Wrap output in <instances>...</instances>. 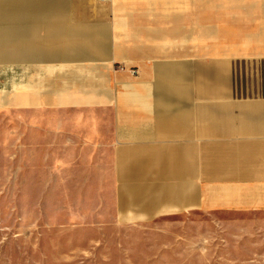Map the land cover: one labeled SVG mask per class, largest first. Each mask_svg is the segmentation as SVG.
I'll return each mask as SVG.
<instances>
[{
  "label": "crops",
  "instance_id": "0c3cea01",
  "mask_svg": "<svg viewBox=\"0 0 264 264\" xmlns=\"http://www.w3.org/2000/svg\"><path fill=\"white\" fill-rule=\"evenodd\" d=\"M72 9L0 0V115L32 113L51 170L95 154L149 218L264 217V0H80L60 21Z\"/></svg>",
  "mask_w": 264,
  "mask_h": 264
},
{
  "label": "rangeland",
  "instance_id": "374dc122",
  "mask_svg": "<svg viewBox=\"0 0 264 264\" xmlns=\"http://www.w3.org/2000/svg\"><path fill=\"white\" fill-rule=\"evenodd\" d=\"M69 1L73 9L62 13L71 16L60 21L79 25L80 0ZM46 134L34 136L31 112L9 107L0 115V264H264L262 215L149 218L119 193L117 178L97 176L108 172L96 171L93 153L69 155L77 158L69 169L51 170L49 160L63 154L49 152Z\"/></svg>",
  "mask_w": 264,
  "mask_h": 264
}]
</instances>
